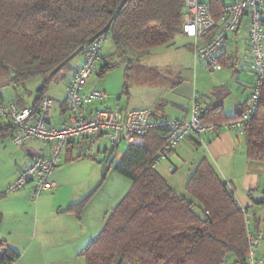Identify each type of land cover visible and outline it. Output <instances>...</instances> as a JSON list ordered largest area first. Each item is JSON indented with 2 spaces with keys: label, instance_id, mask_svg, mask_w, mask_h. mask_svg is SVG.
Segmentation results:
<instances>
[{
  "label": "trees",
  "instance_id": "trees-1",
  "mask_svg": "<svg viewBox=\"0 0 264 264\" xmlns=\"http://www.w3.org/2000/svg\"><path fill=\"white\" fill-rule=\"evenodd\" d=\"M207 4L219 22L227 3ZM183 24L181 0H0V82L11 80L16 87L42 79L33 106L39 110L53 79L107 30L123 58L131 51L148 56L174 47L184 36ZM114 68L106 63L99 73ZM16 103L26 107L20 99ZM233 119L222 105L202 110L205 124ZM10 129H0V139L10 137ZM245 139L247 159L264 161V90ZM164 143L165 133L156 130L127 146L115 170L132 182L131 188L82 252L86 264H247L244 215L232 192L214 167L202 161L186 184L192 199L176 194L151 167ZM89 199L69 210L79 216ZM19 257L9 251L0 264H13Z\"/></svg>",
  "mask_w": 264,
  "mask_h": 264
},
{
  "label": "crops",
  "instance_id": "crops-1",
  "mask_svg": "<svg viewBox=\"0 0 264 264\" xmlns=\"http://www.w3.org/2000/svg\"><path fill=\"white\" fill-rule=\"evenodd\" d=\"M201 1L208 2V0ZM232 1L227 0L226 3ZM248 25L249 20L246 18L243 26L226 42L221 72H210L205 60L195 57L193 40L180 36L176 39L174 47L165 51L169 55L174 54L172 55L174 59L164 63L162 69L158 67L149 68L148 75L146 74L137 89L138 98L134 100L135 103L133 101L132 106L130 102L126 106H120L118 103L116 107L118 109H110L106 102L108 100L106 92L99 89L106 94L105 101L95 103L86 112H94L102 107L114 111L151 110L162 118L186 121L191 115L192 102L197 100L203 111L213 106L222 105L227 118L237 117L245 110L253 90L252 57L248 47ZM209 39V37L205 38L201 43L207 42ZM243 44L246 47V56L241 55L240 52ZM82 63L83 57L72 63L73 71L66 83L63 100H56L47 93V97L54 102V107L49 110L47 115L48 123L52 127H59L68 121L67 88L72 81L75 70ZM105 64L103 59L100 69ZM99 71L95 75L102 78ZM185 81H188L189 84H185ZM190 82L193 85L192 88L189 87ZM90 84L91 87L88 86L89 88H97L93 78ZM151 85L155 87H151ZM8 86L9 83L6 81L0 82V104L12 103L20 99L24 106H34L36 95L29 94L31 95L29 100L26 99L27 94L15 93L9 97L5 93ZM12 87L14 88V86ZM152 88L158 91L157 94L150 90ZM129 97L130 100L133 99L131 95ZM4 128H11V135L8 137L11 138V124L7 121H0V129ZM105 140H108L109 144L101 147L100 144ZM112 145L109 137L101 136L96 143V154L91 156L89 153L90 142L87 139L72 142L68 145L63 162L58 168L64 162H78L88 157H95V159L101 156L108 157ZM117 149L118 147L114 150L116 158L110 169L116 160L119 162L124 156V153L117 155ZM22 150L26 157L25 163L17 166L18 169L13 173L11 179L0 189V244L2 245L0 246V259L9 251H13L20 256L13 264H69L70 255L75 256V253H71L70 245L80 235L76 231L77 229L74 230L72 226H69V224H73L71 216L77 219L83 227L82 230L79 229L81 232L87 227L95 230L103 223L105 224V217L111 211H104L89 204L79 216L71 212L70 206L90 198L92 193L78 201L80 199L77 193L68 191L69 185L65 179L63 180L64 183L59 185L57 180L61 181L62 179L59 178V175H56L55 179V172L52 179L57 188L45 192L36 204L31 199L33 185H29L17 193H6L7 186L14 182L34 160L50 155L51 146L38 141H30L23 145ZM69 158L73 160L69 161ZM202 161H208L214 167L218 176L234 195L240 208L251 213L255 230L264 228V161H249L247 159L245 135L222 131L216 135H206L200 138L193 136L183 142L169 156L166 162V172L167 176L172 175V178L169 177V179L164 173L158 172L176 194L185 196L186 184ZM175 178L178 179L177 184ZM172 180L175 182L171 183ZM60 209H64L65 212L60 211ZM47 227H51L52 230L47 229ZM54 236L57 238L64 236V240L65 238L66 240L55 248L53 244L45 248V240L50 239L52 243ZM259 257H264V244L261 247ZM228 264H233V260H230Z\"/></svg>",
  "mask_w": 264,
  "mask_h": 264
},
{
  "label": "built area",
  "instance_id": "built-area-1",
  "mask_svg": "<svg viewBox=\"0 0 264 264\" xmlns=\"http://www.w3.org/2000/svg\"><path fill=\"white\" fill-rule=\"evenodd\" d=\"M184 4L183 35L194 42V54L203 59L210 72L223 70L222 59L225 44L229 37L238 32L245 19L249 52L252 57L253 90L241 117L221 123L205 124L202 120V108L197 100L191 105V115L186 121L157 116L151 110L114 111L106 107L87 113L97 102H104L106 94L97 89H89L93 76L100 70L103 49L111 39V30L101 34L96 40L83 46V63L73 74L67 88L66 105L68 121L59 127L49 125L47 115L54 107V102L45 97L39 110L33 107H21L16 102L0 104V121H7L12 126V141L16 146H23L30 141H38L51 146L48 156L34 160L22 174L6 188V193L13 194L33 185V203L45 192L55 190L53 182L55 170L63 162L68 145L82 139L90 142L89 153L96 154V143L101 136H107L115 147L132 144L136 138L146 136L152 131L165 133L162 150L151 162L153 169H158L171 154L193 136L198 138L229 131L245 135L246 130L257 118L261 94L264 90V0H233L227 3L219 22L213 18L211 8L201 0H181ZM213 36L204 43L205 38ZM247 239V264H264V257H259L264 244V228L256 231L251 213L242 209ZM137 264V263H126Z\"/></svg>",
  "mask_w": 264,
  "mask_h": 264
},
{
  "label": "rangeland",
  "instance_id": "rangeland-1",
  "mask_svg": "<svg viewBox=\"0 0 264 264\" xmlns=\"http://www.w3.org/2000/svg\"><path fill=\"white\" fill-rule=\"evenodd\" d=\"M226 1L227 0H225V2ZM167 50L169 49H167L166 47H161L152 51L150 53L151 55L148 56L131 51L130 57L128 56L122 58L117 54V48L114 42L109 39V41L104 46L102 57L107 64L115 65V68L103 75L102 78L94 75L93 79L97 88L89 89H101L105 91L108 96V100L106 102L109 105L108 107L110 109H118L116 108L118 106V103L120 106H126V104H129L130 102V105L132 106L133 101L138 98L137 89L141 84L143 78L146 76L149 68L158 67L162 69L161 67L162 65H164V63H168L174 59V57L172 56L174 54H167L165 52ZM240 52L243 56L247 55L245 44L241 46ZM72 71L73 65L72 63H70L67 68H65L56 78L53 79L48 91V95L50 97L60 101L63 100L66 90V83L70 79ZM208 74L210 73L208 72ZM43 82L44 81L42 79H34L30 80L22 86L15 87V85L12 84L11 80H7L6 83H9V86L5 93L9 97H12L15 93H20L22 95L27 94L26 99L29 100L31 97V95L29 94L32 93L33 95H36L37 89L40 88ZM185 82V84H189L188 81ZM152 85L151 87H155ZM12 86H14V88ZM89 86L91 87V84ZM192 86L193 85L190 82L189 87L192 88ZM150 90L154 94H157L158 92L154 88ZM130 95L131 97H133L132 100L129 99ZM131 106L130 108H132ZM107 144H109V142L108 140H105L100 144V146L103 147ZM22 148L23 146H16L11 138L0 139V189L5 183H8L7 181L11 179L13 173L16 171V169H18L17 166L23 165L25 163L26 157ZM126 149L127 144H121L117 149V155L125 153ZM98 159L99 157L97 159L88 157L87 159H82L78 162H64L63 165H61V167L55 171V179L56 175H59V178L62 179L61 181L57 180L59 181V185L64 183L63 180L65 179V182H67L69 185V187L67 188L68 191L77 193L80 199L78 201H81L92 193L85 207L90 204V206H95L104 211H112L111 209H113L115 205H117V203L119 204L128 193L129 189L131 188L132 182L116 172L115 166L118 160H116L113 167L110 170H107L105 173L102 165L98 162ZM166 162H163L162 165L157 169V171H159L161 174L164 173L165 176L168 175L166 172ZM171 176L172 175H169L167 176V178H172ZM175 181L177 184L178 179L175 178ZM175 181L172 180L171 183H174ZM185 196L190 200L192 199L187 193L185 194ZM61 210L62 209H60V211ZM196 212L198 214L201 213L199 209H196ZM71 218L73 220V224L71 223L69 224V226H72L74 230L77 229L76 231L80 235L70 245L71 253H75V256L73 254L70 255L68 263L86 264L85 259L81 254L89 245V243L93 241L102 231L104 223L102 224V226L95 230L87 227V229L80 232L83 227L78 223L77 219L72 216ZM47 229L52 230L51 227H47ZM41 231L43 232V229H41ZM65 240L64 236L61 238H57L54 236L52 243L50 242V239L45 240V248L50 247L51 244H53V247L55 248L57 246H60Z\"/></svg>",
  "mask_w": 264,
  "mask_h": 264
},
{
  "label": "water",
  "instance_id": "water-1",
  "mask_svg": "<svg viewBox=\"0 0 264 264\" xmlns=\"http://www.w3.org/2000/svg\"><path fill=\"white\" fill-rule=\"evenodd\" d=\"M115 145H112L110 150H109V156H101L98 159V162L102 165L104 172L106 173L107 170L110 169L111 164L114 162L116 156L114 154V150H115ZM63 212H65V210H62Z\"/></svg>",
  "mask_w": 264,
  "mask_h": 264
}]
</instances>
